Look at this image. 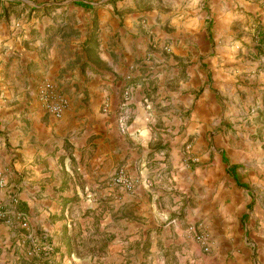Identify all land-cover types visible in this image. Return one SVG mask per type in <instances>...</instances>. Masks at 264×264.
Returning a JSON list of instances; mask_svg holds the SVG:
<instances>
[{
	"label": "crops",
	"instance_id": "0c3cea01",
	"mask_svg": "<svg viewBox=\"0 0 264 264\" xmlns=\"http://www.w3.org/2000/svg\"><path fill=\"white\" fill-rule=\"evenodd\" d=\"M206 1L0 0V264H249L255 242L238 240L264 238V216L248 234L238 184L264 173V111L253 139L256 113L234 111L264 106V36L221 42ZM45 81L68 99L60 118ZM120 168L133 190L109 182ZM200 221L212 254L186 233ZM33 240L53 250L29 257Z\"/></svg>",
	"mask_w": 264,
	"mask_h": 264
},
{
	"label": "rangeland",
	"instance_id": "374dc122",
	"mask_svg": "<svg viewBox=\"0 0 264 264\" xmlns=\"http://www.w3.org/2000/svg\"><path fill=\"white\" fill-rule=\"evenodd\" d=\"M246 1H250L252 3L251 15L245 14V12L241 11V10H243L242 8L244 7V4H243L244 0H219V1H217L218 8L217 7H216V9L214 8L215 9L214 12L212 11L213 7L212 6L210 7L212 0H207L205 2V5H207V6L204 9H208L209 10L207 14L210 17V18L207 19V26H209V28L210 27L212 28L213 25H214V27L217 28V32H216L215 36L221 42H228L229 39L230 40L233 39V42H235V40H238L241 36H243L244 32H247V31L249 32L250 29H254L251 32V37H253L254 40H258L262 36H264V33H262L263 27H264V21H263L264 20V16H263V13H261V10H260V8H262L264 6V0L262 2H260L261 0H246ZM229 17L232 20L228 21ZM247 29H249V30H247ZM259 31H261V33H259ZM235 64L236 63L229 65V66H232L233 72H234V70L237 69L236 67H234ZM256 69L264 70V62H261L259 67L256 68ZM253 70L257 71V70H255V68H253ZM233 72H232V74H233ZM222 83H225L227 87H230L232 84H234V83H228L226 81H223ZM204 89H205V87H202L200 89V92L197 91L198 92L197 93V97H198V95L201 92H205V91H203ZM215 89L218 90L219 88L216 87ZM230 91H228V89H226L225 92H224L225 94L224 93L221 94V92H220V96L222 98L225 99V98L228 97L227 100H226L227 102H223V105H224L223 106L224 107L223 113L224 114H226L227 111L228 112L231 111L230 107H231L232 103H231V101L229 99V96L231 95ZM258 105H259V103H257L256 101H253L251 103V105H249V110H247L245 108V109L237 110V111H234V112H238V113L241 114V116H244V117H247L248 115H252V114L256 113L255 116L252 118V120L254 121V120H256V118L260 117V114H259L260 110L264 111V106L259 108ZM223 117H226V115H223ZM249 122H250V120H249ZM239 123H241V122H239ZM258 123H260V120L257 119V121H254L253 123H248L246 125V128H245L244 131H246V129H247V131H250V133H251L250 134V138L251 139L257 137V134L254 131H255V129H259L260 126H258ZM248 127L250 128V130H248ZM257 154H258V152H256V151L254 152L253 151L252 159H250V160L247 159V162H249V163L252 162V163L258 164L259 163V157L257 156ZM195 161L199 162V160H195ZM200 163L202 164V162H200ZM203 164H205V162H203ZM254 170L256 171V176H252V178H251V180L253 181L252 185L250 183H244V182H239V184H238V187L242 188L244 190L246 198H248V195H251V197H252V202L244 207V210L246 212L248 211V214H244L242 216V218H240V219H242V223L245 224V227H247L248 234L250 233V231L254 230L255 228H256V230H258L259 227L261 228L259 222H257L256 224H255V222H253L254 225H253V223L250 222V219H249V217L251 215L250 213L258 214L261 217L264 216V211H263V209H261L262 206L260 207V205H258V204L261 203V201H263L261 196L263 195V190H264L262 188L263 184H264V173L263 172L259 173L258 169L257 170L254 169ZM254 178H257V180L254 179ZM133 179L136 181V184H137L139 179L138 180L135 179V178H133ZM110 180H111V177L109 179V182L111 183ZM238 213L239 212L237 211V213H236L237 214V222H238V218H239L238 217ZM240 223L241 222L239 220V222L237 224L240 225ZM193 224H202L206 228L208 234L210 235L211 241H213V239L211 237V234H210V232L207 229V225L204 223V221L195 222ZM190 225L187 226L186 230L188 229V227ZM261 232L262 231L260 230L259 234H261ZM186 233H188V231ZM188 234L190 235V233H188ZM252 236L255 237V234H252ZM248 237L249 238L246 241L249 244H247V243L243 244L242 240H238L239 242H238L237 248H238L239 251H242L243 250V245H245L246 247L247 246L250 247L251 243L255 242V244L251 245L252 246L251 249H253V252L249 255L248 261H249V264H258L259 260H258L257 249L258 248L262 249L264 247L263 246L264 245V238L260 237L259 235H256V239L250 238V235H248ZM213 247L214 246H213V242H212V249H211V251L209 253H206V254H212ZM242 254L244 256L243 252H242ZM27 256L32 257V256L28 255V251H27ZM242 258H243V261L247 264L246 259H244V257H242Z\"/></svg>",
	"mask_w": 264,
	"mask_h": 264
},
{
	"label": "built area",
	"instance_id": "2783aa9c",
	"mask_svg": "<svg viewBox=\"0 0 264 264\" xmlns=\"http://www.w3.org/2000/svg\"><path fill=\"white\" fill-rule=\"evenodd\" d=\"M38 96L50 113H52L57 118L63 116L69 102L68 99L57 90L56 86L52 82L45 81L40 84L38 87ZM124 105L125 104L122 106L124 107ZM106 110H108V105H105V111ZM126 120V114L121 112L118 116V122L123 130L126 129ZM190 147L191 145L189 144L188 148L190 149ZM110 181L112 185L123 186L128 190H132L136 185V181L130 175H128V173L123 168L118 169L111 177ZM0 220H6V213L2 210H0ZM187 231L193 235L195 241L201 245L205 253H209L211 251L212 241L206 228L202 224H191ZM43 250L52 251L53 248L48 244L42 245L37 240H33L31 248L28 250V255L33 257L40 254Z\"/></svg>",
	"mask_w": 264,
	"mask_h": 264
},
{
	"label": "trees",
	"instance_id": "16d2710c",
	"mask_svg": "<svg viewBox=\"0 0 264 264\" xmlns=\"http://www.w3.org/2000/svg\"><path fill=\"white\" fill-rule=\"evenodd\" d=\"M244 186V185H243ZM245 187V186H244Z\"/></svg>",
	"mask_w": 264,
	"mask_h": 264
}]
</instances>
